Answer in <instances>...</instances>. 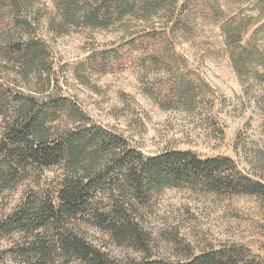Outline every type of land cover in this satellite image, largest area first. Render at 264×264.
<instances>
[{"label":"rangeland","instance_id":"1","mask_svg":"<svg viewBox=\"0 0 264 264\" xmlns=\"http://www.w3.org/2000/svg\"><path fill=\"white\" fill-rule=\"evenodd\" d=\"M26 1L30 14L41 11L44 17L36 36L51 49L55 94L70 98L94 123L121 134L147 156L167 150H190L204 158L229 156L245 174L264 182V20L250 26L245 36L247 43L254 34L262 59H248L240 71L222 29L226 15L257 16L255 0H178L185 27H167L164 17L154 25L126 20L109 30L73 29L62 36L45 18L55 13L54 0ZM211 7L222 10L214 14ZM11 13L0 11L5 30L13 26ZM154 28L168 31V41L147 43L143 38ZM118 49L120 58L101 67L103 53L111 57ZM22 75L0 57L1 84L14 92H37L39 79ZM188 86L193 96L186 98ZM63 177V167H54L40 179L35 176L4 192L0 220L28 191L57 188ZM141 222L152 237L155 258L177 262L238 245L264 260V199L256 196L169 188L155 196ZM89 234L119 260L145 256L117 246L95 229ZM18 241L19 236L0 239L2 264L14 263L7 251Z\"/></svg>","mask_w":264,"mask_h":264},{"label":"trees","instance_id":"2","mask_svg":"<svg viewBox=\"0 0 264 264\" xmlns=\"http://www.w3.org/2000/svg\"><path fill=\"white\" fill-rule=\"evenodd\" d=\"M255 3L257 16L241 12L222 20L225 41L239 71L248 59L259 63L262 59L254 34L245 42L248 28L264 20V0ZM54 4L55 13L45 18L60 36L73 29L109 30L126 20L154 25L155 19L165 17L167 27L186 26L178 0H54ZM5 9L12 12L13 26L5 30L4 21L0 22V57L18 67L25 79L34 74L40 88L28 94L0 83V196L22 181L40 179L46 170L59 166L64 170L57 188L28 191L0 220V239L19 236L7 251L13 264H264L249 248L238 245L177 262L155 258L152 237L141 220L156 195L169 188H185L264 199V182L245 174L229 156L204 158L190 150L147 156L121 134L94 123L77 103L53 92L51 49L36 36L44 18L41 11L30 14L26 0H0V11ZM209 9L214 14L222 10ZM143 39L163 44L168 31L154 28ZM103 55L101 67L107 68L122 53L118 49L114 56ZM186 89L184 97L193 96L191 88ZM89 229L145 256L114 258L94 242Z\"/></svg>","mask_w":264,"mask_h":264}]
</instances>
